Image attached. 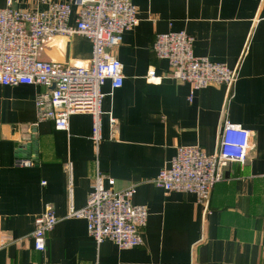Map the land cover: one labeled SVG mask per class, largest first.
Returning a JSON list of instances; mask_svg holds the SVG:
<instances>
[{"label":"crops","instance_id":"obj_1","mask_svg":"<svg viewBox=\"0 0 264 264\" xmlns=\"http://www.w3.org/2000/svg\"><path fill=\"white\" fill-rule=\"evenodd\" d=\"M13 1L19 9L37 6ZM132 1L139 23L113 49L125 79L120 88L103 86L98 144L90 113L72 115L69 128L58 130L38 120L45 86L0 83V264H264V0ZM6 4L0 0V8ZM76 18L74 8L70 23ZM179 31L194 38L196 56L238 68L233 96L225 85L194 89L166 77L168 60L156 56L153 43L157 34ZM91 55L92 41L82 34L56 36L41 52L71 65H88ZM151 66L165 77L148 79ZM109 113L118 120V140L110 138ZM224 119L251 131V149L245 164L225 167L207 210L194 193L154 184L178 146L216 152ZM32 136L34 148L20 149ZM99 171L115 179V190L136 185L133 201L149 212L143 245L99 244L86 219L68 216L71 202L86 206ZM48 205L58 223L40 252L32 232Z\"/></svg>","mask_w":264,"mask_h":264},{"label":"built area","instance_id":"obj_2","mask_svg":"<svg viewBox=\"0 0 264 264\" xmlns=\"http://www.w3.org/2000/svg\"><path fill=\"white\" fill-rule=\"evenodd\" d=\"M37 6L19 9L13 0L0 8V83L3 85L38 84L47 88L36 99L38 120H52L58 130L69 128L70 117L90 113L92 139L98 144L102 135L103 86L124 84L123 63L113 49L123 42L125 31L139 23L132 0H36ZM75 24L70 23L73 9ZM82 34L92 41L88 65H71L41 58L45 46L56 36ZM194 38L185 31L157 34L153 50L166 59L170 71L166 77L189 82L194 89L221 84L229 89V98L238 79V68L215 62L193 52ZM150 80H161L155 66L147 72ZM110 138L119 139L118 120L109 113ZM251 149V131L224 119L218 148L209 154L200 146L180 145L168 166L155 177L154 184L165 192L194 193L198 203L208 209L212 190L224 179V169L232 162L245 164ZM24 165L32 161L22 162ZM115 179L97 172L84 208L70 203L69 217L87 220L89 233L100 244L112 240L120 248L144 243L143 228L148 209L133 201L136 185L122 190L113 188ZM71 190V184H70ZM32 232L34 247L46 252L47 234L58 223L52 206L40 214Z\"/></svg>","mask_w":264,"mask_h":264},{"label":"water","instance_id":"obj_3","mask_svg":"<svg viewBox=\"0 0 264 264\" xmlns=\"http://www.w3.org/2000/svg\"><path fill=\"white\" fill-rule=\"evenodd\" d=\"M29 140H30L31 142H28L27 144H23V145L20 147V149H21V148H34L35 143H36V139H35V137L32 136L31 139L29 138Z\"/></svg>","mask_w":264,"mask_h":264}]
</instances>
